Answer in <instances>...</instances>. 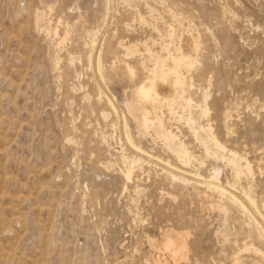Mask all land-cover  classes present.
Here are the masks:
<instances>
[{"label":"rangeland","instance_id":"1","mask_svg":"<svg viewBox=\"0 0 264 264\" xmlns=\"http://www.w3.org/2000/svg\"><path fill=\"white\" fill-rule=\"evenodd\" d=\"M175 60L178 76L158 66ZM155 73L178 81L173 111L208 105L196 125L212 123L251 176L207 156L163 100L165 127L203 163L139 134L124 103ZM124 119L160 160L126 143ZM123 155L142 160L130 181ZM214 166L264 215V0H0V264H264L252 220L205 182ZM168 231L185 233L183 255L163 247Z\"/></svg>","mask_w":264,"mask_h":264},{"label":"bare ground","instance_id":"2","mask_svg":"<svg viewBox=\"0 0 264 264\" xmlns=\"http://www.w3.org/2000/svg\"><path fill=\"white\" fill-rule=\"evenodd\" d=\"M186 41H188V44H189V40H185V42ZM181 50L184 54L189 52L186 50V53H185L184 49H181ZM90 58H91V55H89L88 57L89 61H90ZM178 64H179V60H175L174 69L167 68L165 63H161L158 66H160V68H164L162 70H166L167 72H170V73H175L178 76L177 74ZM96 69H98V71L101 72L100 57L98 58ZM126 69L128 70L130 76H133L136 74L135 67H131L128 64H126ZM100 76L101 75H99V78ZM177 82L178 81H174V82L171 81L169 77L167 76V74L157 75L155 73L153 77H144L140 79L138 83L133 85V92L136 95V99L125 101L124 107L128 115L136 123L139 134H141L142 136L151 137L153 140L155 139L161 140L163 143V147L166 149V151L171 153L175 157V160L180 163V165L181 164L183 165L192 164L195 162L202 164L203 161H201V159L189 149L187 143L184 140H182L181 137H179L177 132H174L171 129H167V126L165 127L164 125L165 119L162 116H160V113H159V111L161 110V106H162L160 103L161 100H163L164 103H166L167 106H169V101H170L169 92L171 89L175 90V95L180 93L181 90L177 86ZM207 94L208 93H206V95ZM206 99H207V96L204 98V100L206 101ZM107 101H108V105L110 106L111 110L112 111L115 110L116 105H114V103L109 97ZM190 103H191L190 100H188V105H190ZM169 111H170V114L174 116L175 120L177 121L182 120L184 123H186L189 126V129L192 135L194 136L195 140H197L198 143L201 146H203L205 154L207 156H212L216 159L223 160L225 162V167L228 173L234 174L236 179H238L241 176V174H245L249 176L253 174V168L250 162L248 161V159L246 157L241 156L237 151L233 149H228L221 142L218 135L214 131L212 127V123H208L207 127L203 125H196V120L198 119L200 115H202L203 117L204 116L206 117L208 115L209 107L207 104H200L193 108L191 106L188 108V111L186 114H179L178 111H173V108H171L170 106H169ZM105 114H107L106 111L105 112L102 111V115H105ZM123 121H124L126 143L136 148L137 151L143 153L149 159L154 158V156L156 157V159H159L160 158L159 155H155L154 152L145 149L144 147L140 145V143H137L134 141L132 134L127 129L126 119H124ZM210 143H212V147L210 146ZM123 159H124V162L122 166H123V171H124V177L126 181H130L132 179L133 166L137 162H140L142 160L141 158H135V157L127 156V155H123ZM165 164L168 165L170 169L172 167L178 168V166H176L175 164H172L169 161H166ZM212 169H213V172L211 174V177L205 180L208 187L213 189V191H216L220 196L227 197L231 205L239 208L241 212L246 214L248 218L252 220L257 237L263 243L264 242V228L262 224L258 221L257 217L258 216L261 217L263 221L264 215L260 211L257 201L254 199L251 193L247 192L244 189L242 190L243 199L238 198L237 195L227 190L224 186L220 184L219 175L222 169H220L217 166L212 167ZM228 173L227 175H229ZM196 174L200 176V174L198 173ZM169 175L173 179L181 180V182H184V183L188 182V180L184 178L185 176L184 177L178 176L177 174L172 173L171 170L169 171ZM181 175H184V174H181ZM171 233L172 234H170V231L164 233V239L162 241L163 247L166 250H168L170 255H172L173 257L176 255H183L184 253L183 242L185 241V233L183 232H175V233L171 232ZM252 245H251L252 250H254L257 253L260 252L259 249L254 248ZM248 249L250 248L248 247Z\"/></svg>","mask_w":264,"mask_h":264}]
</instances>
